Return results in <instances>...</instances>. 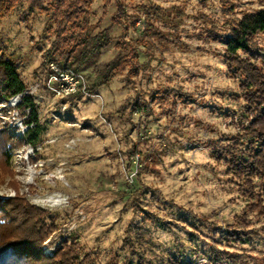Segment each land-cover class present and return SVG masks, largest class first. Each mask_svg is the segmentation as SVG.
Listing matches in <instances>:
<instances>
[{
    "label": "rangeland",
    "instance_id": "obj_1",
    "mask_svg": "<svg viewBox=\"0 0 264 264\" xmlns=\"http://www.w3.org/2000/svg\"><path fill=\"white\" fill-rule=\"evenodd\" d=\"M128 4V13L141 4L153 14L150 20L143 13L130 19L132 27L124 35L143 39L150 27L158 35L146 37L147 47L139 46L146 69L133 85L117 76L109 85L98 86L97 70L115 58L114 44L121 30L110 23L114 5L103 7L102 0H94L92 21L101 16L100 27L110 26L114 39L94 62L78 69L86 86H96L95 93L87 91L71 99L45 86L48 64L53 62L43 57L48 46L41 42L46 17L29 11L24 15V6H18L0 21V49L16 61L44 127L40 143L32 147L22 137L27 126L25 113L16 108L20 95L0 104V128L12 138L9 165L14 171L11 176L0 175V198L16 195L54 214L51 223L44 219L47 226H54L41 246L45 256L51 257L68 240L97 252L99 264H111L129 221H140L129 197L141 186L145 195L139 199L148 204L144 206L170 219L185 247L191 239L200 248L186 247L185 263L208 264V245L187 230L197 232L191 226H177L178 216L197 223L201 217L215 220L222 231L235 221L244 202L229 182L225 165L211 156V145L225 143L239 132L240 100L233 99L240 92L238 82L227 72L223 44L200 34L211 21L217 22L220 33L225 32L221 27L227 18L264 7V0H134ZM230 6L232 11L225 15L222 8ZM256 41L264 47V32L257 34ZM164 91L168 98L161 105L159 96ZM135 99L138 103L132 107ZM135 153L140 154V181L128 182L126 172L133 167ZM147 226L159 246L170 250L178 246L174 234L153 223ZM124 256L120 253L116 264H122Z\"/></svg>",
    "mask_w": 264,
    "mask_h": 264
},
{
    "label": "trees",
    "instance_id": "obj_2",
    "mask_svg": "<svg viewBox=\"0 0 264 264\" xmlns=\"http://www.w3.org/2000/svg\"><path fill=\"white\" fill-rule=\"evenodd\" d=\"M125 1L102 0L103 7L114 5L115 11L111 14L110 23L118 25L121 34L114 44L117 51L115 58L97 70L98 86L109 85L117 76H123L130 85L135 84V79L147 67L146 63L140 61L139 46L145 44L147 36H158L150 27V33L143 35V39L124 37L129 26L132 27L131 20H135L141 13L146 15L147 20L153 15L152 11L144 9L141 4L134 6V12L128 13V3H133L134 0ZM93 2L94 0H0V21L18 6H24V15L29 11L46 17V33L41 42L48 43V46L43 50V57L62 69L79 71L81 65L94 62L95 57L114 39L110 26L100 27L101 16L92 21L95 17ZM222 9L225 15L232 11L231 6ZM221 30L225 32L220 33L217 22L211 21L210 26L200 35L217 40L224 46V64L229 76L237 80L240 90L239 94L233 96L238 102L240 100V107L236 111L240 127L239 132L228 137L225 143L211 145V156L225 165L229 182L235 184L244 204L235 221L226 224L222 231L215 220L204 217L197 223L195 220L189 222L182 215L178 216L175 224L183 228L188 225L197 231L192 232L187 228L208 245V264H264V47L256 41L257 34L264 32V7L227 18L222 23ZM46 77L45 74V80ZM86 90L94 94L96 86L91 83L86 86ZM172 94L179 99L183 98L180 92L173 91ZM16 95H20L16 108L26 115L24 123L27 129L23 133V140L36 147L44 131L39 121L38 106L34 97L27 92L16 61L4 56L0 49V104ZM82 95L78 91L66 96V99ZM137 95L139 97L142 94L138 91ZM167 95L164 91L159 96L161 105L168 98ZM136 99L131 102L132 107L138 103L139 98L137 101ZM175 103L173 100L172 105ZM8 135L0 128V175L11 176L14 174L9 165L13 144ZM140 173L136 175L138 182ZM144 191L140 186L129 197L132 212L140 221H129L121 243L109 262L116 264L115 260L120 259V253H124L122 264H186L185 261L189 258L186 247L191 251H198L200 248L191 239H187L188 246L185 247L170 226L171 220L144 206L148 204L139 199L145 195ZM46 217L50 223L55 218L52 212L21 200L16 195L0 198V264H99L97 252L83 249L76 241L64 240L51 257L45 256L41 252V246L54 227L53 223L46 225ZM150 223L174 234L178 246L173 250L159 246L149 232L147 225ZM21 226L24 228L20 229Z\"/></svg>",
    "mask_w": 264,
    "mask_h": 264
},
{
    "label": "built area",
    "instance_id": "obj_3",
    "mask_svg": "<svg viewBox=\"0 0 264 264\" xmlns=\"http://www.w3.org/2000/svg\"><path fill=\"white\" fill-rule=\"evenodd\" d=\"M50 73L46 79L45 86L55 95L62 97L68 96L80 91L86 95V80L82 73L73 69H62L53 62L49 64ZM133 167L126 172V180L133 182L136 178L137 171L141 167L140 154L135 153L132 156Z\"/></svg>",
    "mask_w": 264,
    "mask_h": 264
}]
</instances>
